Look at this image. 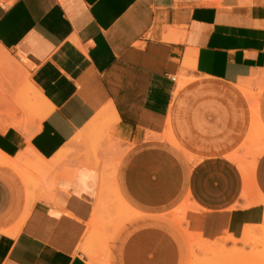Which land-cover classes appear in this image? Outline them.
<instances>
[{
	"label": "crops",
	"instance_id": "1",
	"mask_svg": "<svg viewBox=\"0 0 264 264\" xmlns=\"http://www.w3.org/2000/svg\"><path fill=\"white\" fill-rule=\"evenodd\" d=\"M0 47L48 113L0 103V264H190L191 238L264 223V154L251 180L237 162L259 143L241 86L264 126V0H0ZM29 149L61 163L35 177Z\"/></svg>",
	"mask_w": 264,
	"mask_h": 264
},
{
	"label": "bare ground",
	"instance_id": "2",
	"mask_svg": "<svg viewBox=\"0 0 264 264\" xmlns=\"http://www.w3.org/2000/svg\"><path fill=\"white\" fill-rule=\"evenodd\" d=\"M0 73H5V74L8 73V74H10L11 77H13V79H15L17 81L24 74V70L1 47H0ZM23 78L24 77H22V80H23ZM25 87H27V88H26L25 92L23 93V98L27 102L29 108H31V107L36 108L37 106L35 104L37 102H40V101H43L45 103V100L40 95V93L37 91V89L35 87H33V85H31L29 83ZM241 90L249 98V100L251 102V107H252V112H253V125H252V131H251L252 134H251V137H254V140H256L257 136L258 137L260 136L263 139V141H264V126H263V124L261 123V121L259 119V113H258V99L259 98H258V96H256L257 93L260 95L262 91L260 90L257 93H254L246 85L245 86H241ZM36 110H38V109H36ZM38 119H40L42 121V120L45 119V116H42V117L39 116ZM263 154H264V145H262V147L253 155V160L249 164V166H247L245 164V162H243L241 160L240 161L237 160V162L239 164V168H240L241 172L243 173L245 179L251 180V178L253 176V171H254V168H255V164H256V162L258 161V159ZM40 168H42L40 170V172L38 173V174L41 173L40 176H43L45 174L47 175V173L51 171V169H47L44 166L43 167L40 166ZM45 168H46V170H45ZM106 169H108V168H106ZM23 176L25 177V181L27 182V185H29V186L30 185H33L34 180L36 181V178H32V180H30L29 178H27V176L25 174H23ZM114 180H115V175H114ZM103 185H104V187H105L106 190L108 189V192L109 193H114L115 194V196H116V202H115V206L114 207L117 208L118 210L121 209L122 210V213L125 214V216H121L120 213L116 215V217L118 216V218H119V221L116 224L119 226L126 219L130 218L132 214L130 213L129 208L126 206V204L124 203V201L121 199V197L117 193L116 187H114V189L112 188V184H111V182L109 181V179H108V177L106 175H105V179L103 181ZM181 219L182 218L177 217V220L180 223H181ZM260 227H262V226H259V227H251V228L250 227L249 228L247 227L248 229L245 231V234L243 236V239L241 238L242 239L241 243L244 246H252L253 245L252 242L253 241L254 242L256 241L258 235L261 232H262V235L264 234V229L260 233L257 231V228H260ZM189 235H190V233H189ZM195 239H196V237H195ZM191 240H192V244H193V249H195V245H196L195 242H196V240H193L192 238H191ZM199 241H202L203 242L202 243L203 245L201 247H204V250L205 251H208L211 255H214V256L218 255L219 256V258H220L219 259L220 260L219 263H221V264H230L233 261L236 262L238 260L239 261L240 260H243V261L246 262V261L253 260V259H256V258L258 259V260L256 259L257 260L256 264H264V260L260 259V255H261L262 252L259 254L257 251L253 250L252 252H250V253L247 254L244 251V249H236L234 247L232 249H227V244L226 243L228 241H231L233 243H237V240L233 239L232 237L227 236V238L225 240H222V241H219L218 240L219 242L215 241V243L214 242H212V243L211 242H207L205 240L203 241L200 238H199ZM257 247H263L264 248V240H262L259 243V245L256 246V250H257ZM215 258H217V257H215ZM166 260H167V258H166ZM196 263L197 262H194V264H196ZM216 263L217 262H216V260L214 261V259H212L211 262H210V264H216Z\"/></svg>",
	"mask_w": 264,
	"mask_h": 264
},
{
	"label": "rangeland",
	"instance_id": "3",
	"mask_svg": "<svg viewBox=\"0 0 264 264\" xmlns=\"http://www.w3.org/2000/svg\"><path fill=\"white\" fill-rule=\"evenodd\" d=\"M10 55V54H8ZM12 58V57H11ZM14 60V58H12ZM15 61V60H14ZM16 62V61H15ZM17 63V62H16ZM18 64V63H17ZM19 65V64H18ZM20 66V65H19ZM21 67V66H20ZM22 68V67H21ZM23 69V68H22ZM24 70V69H23ZM5 81V83H2L1 81ZM15 79H13V77L10 76V74H5V73H0V103L2 105V103L4 104H11L13 106H15V114L16 113H20L22 112L23 114H25V118H22L20 119V121L18 122L19 123V126H22L23 124H29L30 126H35L36 128H39L40 124H41V120L38 119L39 116H47V111H45V104L43 103V101H40V102H37L35 105L37 106L36 108L34 107H31L29 108L28 107V104L27 102L25 101V99L23 98V93L25 92L26 88L27 87H24V86H19L18 83L16 84L15 86ZM21 82V81H20ZM6 84V85H5ZM18 85V87H17ZM18 89V92L15 93V95L12 96L11 100L8 101V96L9 94H11V90H17ZM260 91V90H259ZM258 94V93H257ZM256 94V96H257ZM38 104V105H37ZM41 105V106H40ZM43 105V106H42ZM40 106V107H39ZM38 109V110H36ZM39 115V116H38ZM36 116V117H35ZM43 121V120H42ZM255 142H259V143H250L248 145H245L243 147V150L242 152V155L243 157L242 158H246V157H253L252 154L254 155L261 147L262 145H264V141L263 139L259 136H257ZM263 142V144H262ZM261 146V147H260ZM35 157V158H34ZM26 159L29 163H31L35 170H36V175L35 177H38L40 176V174H38L40 172V170L42 168L41 167H46V168H49V167H52L50 169H54L55 167H57L60 163H61V158L60 157H57L55 158V160H52L51 162H46L45 160H43L41 157H39L35 152H33V150L29 149L27 150L26 152ZM35 159V160H34ZM245 160V159H244ZM43 161V162H42ZM246 161V160H245ZM42 162V163H41ZM248 162V161H246ZM16 165H14V167H16L17 169L21 170V173L22 174H25L28 178L29 174L26 173V171L23 169V167L21 165H19V162L18 163H15ZM34 177V176H33ZM253 187V186H252ZM251 193H253V188L250 192V194L248 195L247 198L245 199H248L251 195ZM259 200L257 199H253V201L249 202L248 206L249 207H252L254 205L257 204ZM247 206V207H248ZM119 212L121 214V216H125V214L122 213V210L119 209ZM183 217L181 219V223L183 221ZM115 221L116 223L119 221V218L118 216L115 218ZM99 222H106L105 218L100 220ZM259 226H262L260 228H257V231L260 233L263 229H264V223L261 224V225H247L244 229V232H243V235H242V239H243V236L245 234V231L250 227H259ZM248 227V228H247ZM228 234V235H227ZM226 236H223L215 241L219 242V241H222V240H225L227 238V236L229 237H232L233 239L237 240V243H233L231 241H228L226 244H227V249H232L233 247L236 248V249H244V251L248 254L250 252H252L253 250L257 251L259 254L261 253L260 255V259L264 260V248L263 247H257V250H256V246L259 245V243L264 240V234L262 235V232L258 235L256 241L252 242L253 245L252 246H244L241 241L242 239H236L232 234H229V231L227 232ZM231 235V236H230ZM200 238V236H196V238ZM226 237V238H225ZM225 238V239H224ZM201 239V238H200ZM221 239V240H220ZM203 240V239H202ZM219 240V241H218ZM239 240V241H238ZM204 241V240H203ZM207 242H210L208 240H205ZM215 241H211L215 243ZM202 241H199V240H196L195 242V251H191L190 252V264H194V262H197L196 264H210L211 260L214 259V261L216 260V264H221L219 263L220 262V258L218 255L214 256V255H211L208 251H205L204 250V247H201L203 244ZM103 250H105V248L103 247L102 248ZM102 250V252H103ZM198 250V251H197ZM105 253V252H104ZM96 255V254H95ZM217 257V258H215ZM106 259V258H105ZM257 259V258H256ZM256 259H253V260H249V261H243V260H238V261H233L232 263L230 264H256L257 260ZM251 261V262H250ZM255 261V262H254ZM240 262V263H239Z\"/></svg>",
	"mask_w": 264,
	"mask_h": 264
}]
</instances>
